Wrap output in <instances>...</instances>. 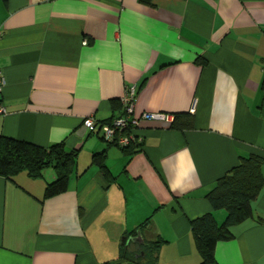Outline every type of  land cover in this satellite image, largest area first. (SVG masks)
<instances>
[{
    "label": "crops",
    "instance_id": "crops-1",
    "mask_svg": "<svg viewBox=\"0 0 264 264\" xmlns=\"http://www.w3.org/2000/svg\"><path fill=\"white\" fill-rule=\"evenodd\" d=\"M0 31V136L77 152L51 197L52 168L0 176V264L119 260L146 218L156 264H199L190 221L212 211L206 193L241 156L264 153V0H0ZM130 85L135 115L167 117L141 119L127 155L82 120L117 115ZM181 112L192 129L171 127ZM103 151L113 181L92 165ZM252 209L216 244L218 264H264V187Z\"/></svg>",
    "mask_w": 264,
    "mask_h": 264
},
{
    "label": "trees",
    "instance_id": "trees-1",
    "mask_svg": "<svg viewBox=\"0 0 264 264\" xmlns=\"http://www.w3.org/2000/svg\"><path fill=\"white\" fill-rule=\"evenodd\" d=\"M139 2L151 5V0H139ZM195 61L197 64L206 62L202 56L197 57ZM139 87L140 85L136 86L134 99ZM261 88L264 90V76L261 81ZM120 105L121 111L109 120L122 112V104L115 100L112 101L114 110ZM170 124L172 128L178 130L192 129L194 117L188 112L176 113ZM139 144L136 139L127 146H121V148L127 155H131L136 152ZM76 156L77 152L66 149L63 142L43 147L24 140L0 136V176L12 178L19 172H25L32 178H38L43 175L45 169L52 168L55 172V179L46 183L44 197L54 196L67 189ZM92 165L96 166L108 181L115 179L108 171L105 151L93 155ZM263 187L264 153H250L247 156H241L235 166L215 181L213 187L205 195L212 211L190 221L191 236L200 254L199 264H218L214 254L216 244L219 241L232 239L234 237L233 226L252 217V204ZM217 210L225 212L221 222L217 221L214 216L213 211ZM149 221L150 218H146L124 236L125 240L119 246V260H109L99 264H156V254L160 241H145L142 236V230ZM138 233L141 234L143 242L141 244L135 243L136 249L131 251L130 242L126 243V240Z\"/></svg>",
    "mask_w": 264,
    "mask_h": 264
},
{
    "label": "built area",
    "instance_id": "built-area-1",
    "mask_svg": "<svg viewBox=\"0 0 264 264\" xmlns=\"http://www.w3.org/2000/svg\"><path fill=\"white\" fill-rule=\"evenodd\" d=\"M1 36V31H0ZM86 43V42H84ZM3 83V78L0 74V91ZM136 93V85H130L125 88V92L120 99L122 104V112L120 115L113 117L106 122H98L92 115L86 116L82 120L83 126L91 133L99 134L103 140L116 143L120 146H127L137 139L134 132L139 125L141 119L144 120H165L167 115L163 112L148 113L144 112L140 116L134 114V96ZM195 109L193 102L190 111ZM4 112V108L0 102V113Z\"/></svg>",
    "mask_w": 264,
    "mask_h": 264
},
{
    "label": "water",
    "instance_id": "water-1",
    "mask_svg": "<svg viewBox=\"0 0 264 264\" xmlns=\"http://www.w3.org/2000/svg\"><path fill=\"white\" fill-rule=\"evenodd\" d=\"M124 240H125V237L122 238V243ZM129 241H132V242H135L138 244H141L143 242L142 236L140 233H138L136 236H132V237L127 238L126 243H128Z\"/></svg>",
    "mask_w": 264,
    "mask_h": 264
},
{
    "label": "rangeland",
    "instance_id": "rangeland-1",
    "mask_svg": "<svg viewBox=\"0 0 264 264\" xmlns=\"http://www.w3.org/2000/svg\"><path fill=\"white\" fill-rule=\"evenodd\" d=\"M50 172H51V169H50V168L46 169V170L44 171L45 176H48V174H49Z\"/></svg>",
    "mask_w": 264,
    "mask_h": 264
}]
</instances>
